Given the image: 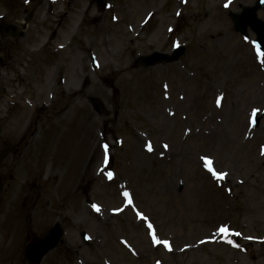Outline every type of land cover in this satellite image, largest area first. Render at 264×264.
<instances>
[{
	"label": "rangeland",
	"instance_id": "374dc122",
	"mask_svg": "<svg viewBox=\"0 0 264 264\" xmlns=\"http://www.w3.org/2000/svg\"><path fill=\"white\" fill-rule=\"evenodd\" d=\"M256 1L0 0V39L28 27L0 47V264H29L57 222L42 264H264V55L229 18ZM221 23L236 40L212 51ZM177 46L178 63L136 67Z\"/></svg>",
	"mask_w": 264,
	"mask_h": 264
},
{
	"label": "water",
	"instance_id": "95a60500",
	"mask_svg": "<svg viewBox=\"0 0 264 264\" xmlns=\"http://www.w3.org/2000/svg\"><path fill=\"white\" fill-rule=\"evenodd\" d=\"M264 7V0H261L260 4L254 9L244 8V14L242 17L232 15V18L235 21V29L237 32L242 34H247V28L251 27L258 35L259 41L257 43L258 47L264 51V24L257 20L256 12ZM6 34H11L13 37L17 36V29L14 26H9L6 29ZM22 36V35H21ZM185 48L177 49L173 57L166 55L155 54L150 57L142 59L139 64L145 67H153L155 65L161 64L163 62L173 63L178 61L181 56L185 53ZM2 60L0 59V65ZM94 107L96 111L100 112L102 106L99 103H95ZM256 126H259L260 119L256 120ZM64 236V232L58 223L54 229L42 240H35L30 243L25 249V255L28 261L32 264H40L43 258L53 251L60 243L61 239ZM83 238L88 242V238L83 234Z\"/></svg>",
	"mask_w": 264,
	"mask_h": 264
},
{
	"label": "bare ground",
	"instance_id": "6f19581e",
	"mask_svg": "<svg viewBox=\"0 0 264 264\" xmlns=\"http://www.w3.org/2000/svg\"><path fill=\"white\" fill-rule=\"evenodd\" d=\"M146 4L148 5V3H146ZM101 10L100 11L99 10H94L91 13V15L93 17H95V19H96V21H95L96 22V27L98 29H100V30H103V33H104V32L109 31L110 28H111V27L103 24V15H101V13H100V12H102L103 14H105V12L108 11V4H107L106 1L105 2L103 1V6L101 7ZM158 15L159 14H158L157 11L153 12V17H155L157 20H158V17H157ZM159 20H160V22L163 21L162 19H159ZM198 21L200 23H202V24L205 23L203 19H201V20L199 19ZM76 28H77V20H75L73 25L69 28L68 34L70 35L73 32H75ZM61 37H62V33L61 32H57V30H56L55 39L58 40V39H61ZM208 37H209V46H206V48H208V49H210L212 51H220L222 48L226 47L229 42H233V41L236 40V38L232 34L231 30L223 23H221L220 26L215 31H209ZM81 47H82L83 50H89L90 49V43H87V42L83 41V43L81 44ZM242 47H244V46H242ZM67 48H68V46L65 47V48L59 49V51L60 50L61 51L65 50ZM249 58H250L253 66H255V67L259 66L258 60H257V58H256L254 53L251 52L250 55H249ZM58 62H60V60H58ZM62 72L63 73H61V74H59V72H56V73L53 74L52 79L50 81V85H49L50 89L52 88L53 78H55V81H57V79H58L59 83H61L60 75L66 76V74L68 72L67 65L63 66ZM117 73H121V72H119V70H117ZM17 101H19V98L14 100V102H12V103H16ZM67 120H68V115H67V113H65V114L61 115L60 117H58L56 119V124L57 125H61V124L65 123V122H67ZM97 149H98V147H96V151H97ZM99 176H101L102 178H105L104 174H100Z\"/></svg>",
	"mask_w": 264,
	"mask_h": 264
},
{
	"label": "snow or ice",
	"instance_id": "6c2138e0",
	"mask_svg": "<svg viewBox=\"0 0 264 264\" xmlns=\"http://www.w3.org/2000/svg\"><path fill=\"white\" fill-rule=\"evenodd\" d=\"M225 7H227V5H225ZM253 115H255V113H253ZM152 149H151V147H149V151H151ZM205 164L206 165H208L209 166V171L211 172L212 171V168H211V164H212V161L211 160H205ZM214 175H215V173H213ZM109 177L111 178V174H109ZM219 179H223L224 177L223 176H220V177H218ZM127 193H125V196L127 197ZM97 211H99V209L97 208L96 209ZM142 219H143V217H141ZM152 226L151 225H149V228H151ZM222 231H224V230H222Z\"/></svg>",
	"mask_w": 264,
	"mask_h": 264
}]
</instances>
